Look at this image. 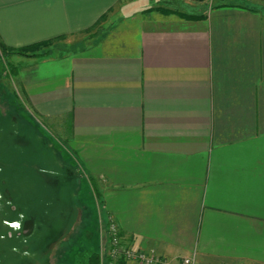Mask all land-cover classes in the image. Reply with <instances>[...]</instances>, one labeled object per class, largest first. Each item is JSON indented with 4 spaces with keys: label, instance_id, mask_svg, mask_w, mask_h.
Returning <instances> with one entry per match:
<instances>
[{
    "label": "crops",
    "instance_id": "obj_1",
    "mask_svg": "<svg viewBox=\"0 0 264 264\" xmlns=\"http://www.w3.org/2000/svg\"><path fill=\"white\" fill-rule=\"evenodd\" d=\"M59 36L17 74L103 198L96 252L114 220L173 261L264 264V0H0L7 45Z\"/></svg>",
    "mask_w": 264,
    "mask_h": 264
},
{
    "label": "rangeland",
    "instance_id": "obj_2",
    "mask_svg": "<svg viewBox=\"0 0 264 264\" xmlns=\"http://www.w3.org/2000/svg\"><path fill=\"white\" fill-rule=\"evenodd\" d=\"M25 58L5 59L0 52V264H89L100 244L103 198L84 169L75 170L64 133L29 101L13 70ZM54 178L60 187L49 180ZM20 214L23 228L15 232L4 222ZM102 236L99 252L108 231Z\"/></svg>",
    "mask_w": 264,
    "mask_h": 264
},
{
    "label": "built area",
    "instance_id": "obj_3",
    "mask_svg": "<svg viewBox=\"0 0 264 264\" xmlns=\"http://www.w3.org/2000/svg\"><path fill=\"white\" fill-rule=\"evenodd\" d=\"M107 231L109 240L100 252L101 264H115L120 261H134L138 264H195L194 256L173 261L156 252H149L136 244L126 242L120 227L114 220H110Z\"/></svg>",
    "mask_w": 264,
    "mask_h": 264
},
{
    "label": "trees",
    "instance_id": "obj_4",
    "mask_svg": "<svg viewBox=\"0 0 264 264\" xmlns=\"http://www.w3.org/2000/svg\"><path fill=\"white\" fill-rule=\"evenodd\" d=\"M163 10L166 12L173 11V10H170L168 8H163ZM107 15H108L107 13L103 14L100 17V19L87 32H91L94 29H97L102 24V22L107 19ZM183 15L188 17V18H201V17H203V16L188 15V14L187 15L183 14ZM62 39H64V36H59L56 38L36 42V43L30 44L27 46H22V47L9 46L0 39V52H1V55L5 59L10 57L11 55L39 56V55L46 53L47 49H49V47L51 45H53L55 42L60 41ZM44 50H46V51H44ZM13 70L15 73L18 72V68H16V67H13ZM109 222H108V224H109ZM90 257H91L90 258V264H101L99 251L96 253H93ZM120 262H125V261H120Z\"/></svg>",
    "mask_w": 264,
    "mask_h": 264
},
{
    "label": "clouds",
    "instance_id": "obj_5",
    "mask_svg": "<svg viewBox=\"0 0 264 264\" xmlns=\"http://www.w3.org/2000/svg\"><path fill=\"white\" fill-rule=\"evenodd\" d=\"M42 171H43V170H42ZM10 203H11V202H9V204H10ZM23 219H24L23 214H20V218H19L18 220H14V221H5L4 223H5V225H6L8 228L12 229L13 231H15V232H20V231L22 230V228H23V224L21 223V221H23ZM9 235H11V232L9 233ZM0 238H2V237H0ZM13 251H19V250L14 248ZM24 255H28V253L25 252Z\"/></svg>",
    "mask_w": 264,
    "mask_h": 264
},
{
    "label": "bare ground",
    "instance_id": "obj_6",
    "mask_svg": "<svg viewBox=\"0 0 264 264\" xmlns=\"http://www.w3.org/2000/svg\"><path fill=\"white\" fill-rule=\"evenodd\" d=\"M18 127H19V126H18ZM20 130H21V129H20ZM6 133H7V132H6ZM18 133H19V132H18ZM3 135H4V134H3ZM1 140H2V139H1ZM1 140H0V141H1ZM23 216H24V215H23ZM7 220H8V219H7ZM6 231H7V230H6ZM36 231H37V230H36ZM36 231H35V232H36ZM38 231H39V230H38ZM23 243H24V242H23ZM16 248H17V247H16Z\"/></svg>",
    "mask_w": 264,
    "mask_h": 264
}]
</instances>
